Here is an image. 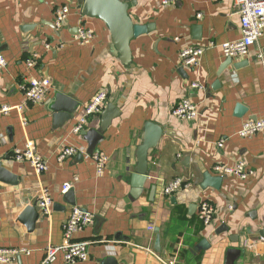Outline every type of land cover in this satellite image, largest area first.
Listing matches in <instances>:
<instances>
[{
  "label": "crops",
  "instance_id": "1",
  "mask_svg": "<svg viewBox=\"0 0 264 264\" xmlns=\"http://www.w3.org/2000/svg\"><path fill=\"white\" fill-rule=\"evenodd\" d=\"M79 1L0 0V105L21 107L0 117V161L17 179L0 181V246L30 251L6 264H43L48 245L65 244L62 225L73 207L93 215L73 235L87 242L88 259L68 263L60 252L50 264H226L229 249L238 250L232 264H264V131L239 135L243 122L264 118V65L256 58L264 53V29L247 56L228 59L220 45L241 37L233 0H118L131 24L150 26L138 36L114 34L102 18L85 16ZM61 6L69 12L56 29ZM78 27L93 31L91 42H76ZM186 45L203 48L192 70L178 57ZM27 59L35 65L27 67ZM42 77L49 80L44 99L26 101L22 86ZM192 81L204 90H191ZM98 91L107 94L102 112L74 132ZM60 94L74 102L67 112L56 111ZM184 97L197 104L193 120L171 115ZM238 104L245 108L239 115ZM28 146L47 162L45 172L13 159L14 149ZM63 146L79 152L59 163ZM95 152L108 156L101 174ZM238 161L253 174L242 180L214 170ZM133 173L146 176L137 197ZM176 177L191 186L162 195ZM43 190L53 201L47 214L37 204ZM201 199L214 208L208 224ZM27 205L33 218L21 220Z\"/></svg>",
  "mask_w": 264,
  "mask_h": 264
},
{
  "label": "built area",
  "instance_id": "2",
  "mask_svg": "<svg viewBox=\"0 0 264 264\" xmlns=\"http://www.w3.org/2000/svg\"><path fill=\"white\" fill-rule=\"evenodd\" d=\"M236 12L239 15L241 37L231 42H225L220 45V49L224 57L231 59L234 57H245L249 53V49L254 45L264 29V0H233ZM69 10L66 6H61L55 11V28H60L66 21ZM197 18H200L201 13H197ZM77 43L83 45L91 42L94 37L92 30L78 27L77 33L74 36ZM177 40V39H175ZM203 53V48L191 45L183 46L178 51L179 61L182 67L189 70L196 68L199 65V59ZM257 60L264 65V53L258 52ZM35 59H27V67L35 65ZM6 66V60L0 53V69ZM49 86L47 78H30L22 86V92L26 101L30 103H39L44 99ZM189 88L195 92L204 90V86L197 81H192ZM107 99V94L104 91H98L93 95L91 100L85 105L80 118L78 119L73 131L78 133L87 118L90 116L99 115ZM12 109L21 110L20 106H10L7 104L0 105V117L7 115ZM171 115L180 120H193L198 115L197 104L189 97L180 99L170 110ZM264 131V118L257 120H248L242 123L239 130L241 137H251L252 135ZM79 152L74 146H63L55 153L57 162H62L68 157H72ZM95 163L96 172L101 174L108 162V156L101 152L92 154ZM13 159L19 162H27L36 174L45 172L48 168L47 162L40 156L32 147L24 149H14ZM214 170L217 173L225 175H233L239 179H246L253 174V171L247 168L243 161H238L233 166L215 165ZM77 180V176H73L72 181H66L61 186V192L67 193L72 188V182ZM191 186V182L176 177L170 182H167L161 191L162 195L170 196L181 188ZM37 204L44 214H47L53 204L51 197L43 190L38 197ZM198 209L201 215V222L208 224L214 215L213 206L204 199L199 201ZM93 220V215L90 212L82 210L78 207H73L68 218L62 225L63 237L65 244L61 246L48 245L45 248V258L43 264H50L56 258L58 253L63 254V259L68 263L76 261H86L88 259L87 242L73 240V235L90 224ZM150 230L153 226L150 225ZM29 250L23 247H2L0 246V264H6L20 255H28Z\"/></svg>",
  "mask_w": 264,
  "mask_h": 264
},
{
  "label": "water",
  "instance_id": "3",
  "mask_svg": "<svg viewBox=\"0 0 264 264\" xmlns=\"http://www.w3.org/2000/svg\"><path fill=\"white\" fill-rule=\"evenodd\" d=\"M79 6H81L82 13L85 16L88 17H94L98 16L102 18L106 23H108L113 31L114 34L118 35L122 31H129L133 36H138L144 32H146L148 29H150V26H143L138 24H131L130 19L128 18V15L125 13L123 6L118 0H80ZM74 102L73 100L63 94L58 95V100L56 101V111L62 110L63 112H67L71 107L73 106ZM245 108L238 104L236 106V113L239 115L243 112ZM110 114V110H107ZM107 113L104 115V119H107L108 117ZM105 121V120H104ZM149 131L152 132L153 136L157 132L154 125H149L148 127ZM153 131H156L153 133ZM149 145V141L143 143L142 147L147 148ZM146 180V176L139 174V173H133L131 176V194L134 197H137L140 195L143 189L144 181ZM0 181L8 184H16L17 179L16 176L8 171L6 168L2 166V162L0 161ZM215 181H218L216 179ZM154 190V187L152 188ZM40 209V208H39ZM34 208L27 205L24 207L22 212L19 215V219H27L31 220L33 218L32 214L34 213ZM29 218V219H28ZM158 232V229H155V233ZM158 244V241H156L155 246ZM238 252V250L229 249L227 252V261L226 264H232L233 263V255Z\"/></svg>",
  "mask_w": 264,
  "mask_h": 264
}]
</instances>
